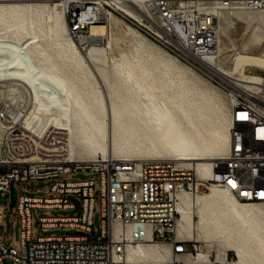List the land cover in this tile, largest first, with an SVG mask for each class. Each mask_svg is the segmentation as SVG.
<instances>
[{"label": "bare ground", "instance_id": "1", "mask_svg": "<svg viewBox=\"0 0 264 264\" xmlns=\"http://www.w3.org/2000/svg\"><path fill=\"white\" fill-rule=\"evenodd\" d=\"M81 1L0 0L22 2L0 5V101L4 99L25 127L41 132L51 127L64 130L73 161H93L99 155L134 162L173 159L208 178L213 161L225 157L229 149L230 110L220 112L218 120L213 121L209 108L212 98L204 96L194 84L180 92L172 91L168 63L174 60L151 58L153 47L144 41L135 44V51L151 58L150 66H143V56H122L110 75L100 66L103 49L91 46L84 50L68 35L67 8ZM88 1L114 5L138 26L144 27L147 22L162 34L156 18L135 0ZM240 10L230 13L235 12L237 18L255 27L250 44L261 49L264 11L247 10L252 12L243 15L236 12ZM225 13L229 11H216L219 33L220 21L226 23V29L233 27ZM45 15L52 21L49 46L40 41ZM118 22L110 15L107 25H91V37L79 39L99 42L108 27ZM159 66L164 69L159 70ZM246 66L264 69V51L257 55L238 53L224 69L219 60L209 73L231 89L256 90L261 76L245 74ZM100 77L105 85L100 84ZM177 78L181 82L184 79L182 67L177 70ZM194 89L197 94L189 95ZM176 208L177 237L202 239L209 246L218 244L222 249L216 251L213 260L209 253H198L194 260L182 256L183 261L177 262L179 255L161 249L147 237L126 245L124 264H140L142 259H154L156 264H225L229 251L235 256L233 264H264V204L241 202L221 186L211 184L207 193L180 195ZM143 229L149 234L148 227ZM118 230L116 225L114 231ZM126 231L128 234L130 228Z\"/></svg>", "mask_w": 264, "mask_h": 264}, {"label": "built area", "instance_id": "2", "mask_svg": "<svg viewBox=\"0 0 264 264\" xmlns=\"http://www.w3.org/2000/svg\"><path fill=\"white\" fill-rule=\"evenodd\" d=\"M135 1L156 18L172 52L202 74H210L209 69L220 59L216 11H264V0ZM111 6L114 5L92 1L71 4L66 11L69 37L79 40L90 34L91 25L104 24L111 15ZM233 95L229 149L225 157L213 161L212 173L206 179L191 166L173 159L134 162L96 157L88 162L73 161L64 130L51 127L41 132L25 127L0 101V196L10 198L15 183L51 179L54 183L50 192L62 196H19L21 249H8L0 240V264L7 259L16 264H124L126 245L143 242L147 237L156 242L168 241L174 255L194 260L203 249L192 241L175 239L180 195L201 193L214 184L241 202L264 204V75L258 89H233ZM78 171L97 173L99 185L93 179L56 181ZM66 195L74 198L68 199ZM73 199L79 202L78 209ZM96 200L99 235L92 228ZM31 209L80 210L77 216L40 217V228H74L81 234L38 236L33 241ZM116 225L118 231H114ZM144 227L150 229L149 234ZM225 264H233L228 253Z\"/></svg>", "mask_w": 264, "mask_h": 264}, {"label": "rangeland", "instance_id": "3", "mask_svg": "<svg viewBox=\"0 0 264 264\" xmlns=\"http://www.w3.org/2000/svg\"><path fill=\"white\" fill-rule=\"evenodd\" d=\"M88 0H82L78 5L85 4ZM22 2H0V5H8ZM32 3H41V2H32ZM51 8V7H49ZM111 15L118 18L121 22H118L116 25H111L108 27L106 34L100 36L99 42H82L79 40L75 41L78 46L82 47L84 50H87L91 46L103 49L105 51V56L103 57L100 66L107 70L111 75V71L115 63H117L122 56H127L129 58L135 57L140 58L143 56L142 64L143 66H150V59H167L170 57L174 60V63H168L170 70L168 76L172 78L171 90L175 92H180L188 84H194L195 87L200 90L204 96L212 98V101L209 104V108L212 109L213 121H217L219 118L220 112H229L231 109L233 101V89H231L227 84H224L220 80L216 79L213 75L208 73H201L189 64L180 60L170 48L169 45L165 43V37L157 32V30L150 26L147 22L143 25L144 27L138 26L131 19L126 17L121 13L116 7L111 6ZM225 13V16L228 17L230 22H233V27L226 29L227 25L225 22L220 21V64L224 68L230 66V60L238 53L257 55L261 51H264V47L257 49L255 46L250 44L253 33L255 32V27L248 24L244 19H239L233 14ZM236 12H241V14L246 15L252 11L240 10ZM224 13V12H223ZM222 13V14H223ZM43 36L40 38L43 46L51 45V40L53 38L52 32L50 33L49 28L52 26V21L48 19V16L45 15L43 21ZM107 25V20L104 23ZM132 30L136 34L132 33ZM158 34L160 37L155 36ZM85 37H91V33ZM84 38V37H82ZM138 41H144L150 44L153 49L151 50L152 57L149 59L142 53H136L135 44ZM112 61V62H111ZM105 63V64H104ZM103 64V65H102ZM154 67V64L153 66ZM184 70V79L181 82L177 78V70L179 68ZM159 70L164 69L163 66L158 67ZM159 72V71H158ZM244 72L247 75H264V69H258L251 66H246ZM100 79V84L105 85L103 79ZM197 90H191L189 95H196ZM233 96V97H232ZM2 99V98H1ZM4 99H2V102ZM11 100V99H10ZM12 101V100H11ZM7 106V104L5 103ZM17 108H20L19 103H15ZM108 119V118H107ZM108 122V123H107ZM107 126L109 121L106 120ZM97 157H100L97 156ZM117 158V157H116ZM126 158V157H120ZM133 158V157H127ZM93 179L95 185H99V175L92 172H76L70 173L64 177L57 179L59 182H73V181H86ZM54 183V180H40V181H26L18 182L13 185V199L14 206H10V200L0 196V240L4 243L5 247L15 249L17 252H20V225L21 220L20 216L17 213V203L19 196H29V197H62L56 193L50 192V186ZM208 190H205L202 193H207ZM66 198H74V195H66ZM98 200L95 202V210L92 216V228L95 235H99L101 229V223L99 218V213L97 210ZM31 218H30V234L31 240H35L38 236H67L76 233L78 230L74 228H49L43 231L40 228V217H70L77 216L80 214V210L74 209H31ZM198 219L196 218L195 221ZM176 233V232H175ZM176 240L180 241H189L184 238H179L175 236ZM192 243H196L197 247L200 246L203 249V253H209L211 259L214 258L216 251L221 250L222 248L218 244H213L209 246L208 242H205L202 239L191 240ZM161 249H168L171 251V246L168 243L158 241H153ZM235 256L233 252H228V259ZM177 262H182L183 257H176ZM157 261L154 259H142L140 264H156ZM176 262V263H177ZM4 264H16L13 260L7 259L4 261ZM167 264H173L168 262Z\"/></svg>", "mask_w": 264, "mask_h": 264}, {"label": "water", "instance_id": "4", "mask_svg": "<svg viewBox=\"0 0 264 264\" xmlns=\"http://www.w3.org/2000/svg\"><path fill=\"white\" fill-rule=\"evenodd\" d=\"M10 206L13 207L14 206V199H13V196H12V192H11V195H10ZM73 201L75 202V205H76V209L79 208V202L77 200H74ZM76 234H81V232H76Z\"/></svg>", "mask_w": 264, "mask_h": 264}]
</instances>
